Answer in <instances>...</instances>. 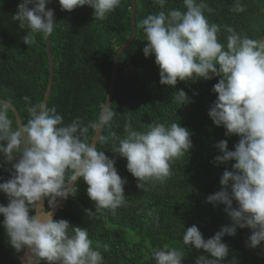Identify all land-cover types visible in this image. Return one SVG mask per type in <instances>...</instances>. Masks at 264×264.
<instances>
[{
    "label": "clouds",
    "instance_id": "clouds-1",
    "mask_svg": "<svg viewBox=\"0 0 264 264\" xmlns=\"http://www.w3.org/2000/svg\"><path fill=\"white\" fill-rule=\"evenodd\" d=\"M154 2L161 10L142 18L138 27L148 42L143 48L145 57L155 56L161 85L175 88L178 81L220 77L213 85L212 91L218 95L208 115L216 126L226 129L225 135L240 137L235 150L228 149L227 140L216 145L223 154L215 161L235 163L232 171L223 172L221 190L207 197L208 202L226 206L231 224L222 226L207 240L195 225L184 229L182 236L184 245L210 254L211 258L197 257L195 264H222L229 252L222 237L234 236L237 228L252 230L249 247L264 242V42L226 26L229 35L226 43H221V27L209 22L205 12L212 9L204 0H183L184 10L167 11V0ZM49 3L51 0H23L12 17L20 22L21 29H28L23 37L28 46L33 35L48 36L54 30V10L46 7ZM59 4L69 12L87 5L94 10L95 20H103L121 6L122 0H59ZM244 10V5L235 0L232 11ZM174 93L175 103L182 106L189 102L182 89ZM108 109L101 112L100 124H110L115 115ZM11 110L9 104L0 103V154L14 169L11 178L0 183V192L8 198L6 206L0 204V215L11 246L17 252L29 249L30 264L33 257L35 264H102L104 257L92 246L87 228L56 220L48 209L39 211V202L47 199L51 209L58 198L74 196V182L80 178L95 203V213L86 210V215L96 219L105 210L115 215L127 203L126 179L121 178L115 161L105 151L88 142L89 126L79 118L65 124L54 106L29 103L27 122L13 128ZM90 126L96 128L98 124ZM124 131L122 138L111 133L112 152L126 158L127 170L143 191L149 182L164 183L171 175V162L192 147L190 131L176 122H153L144 130H134L127 124ZM107 139L100 138V142ZM17 155L19 159L14 162ZM183 258L180 251L167 246L152 253L154 264H182Z\"/></svg>",
    "mask_w": 264,
    "mask_h": 264
},
{
    "label": "trees",
    "instance_id": "trees-1",
    "mask_svg": "<svg viewBox=\"0 0 264 264\" xmlns=\"http://www.w3.org/2000/svg\"><path fill=\"white\" fill-rule=\"evenodd\" d=\"M22 2L0 0V99L13 104L25 124L29 118L26 106L44 98L49 62L45 36L33 35L28 46L23 42L28 29H21L20 22L12 19ZM135 2L136 36L119 57L110 106L115 115L102 130L101 138L107 137V142L99 140L96 145L98 151H105L115 161L118 174L127 181L126 206L117 209L115 215L105 210L98 218L90 219L86 210L95 213V203L87 195V184L79 178L74 185L76 194L68 197L54 219L87 228L92 246L104 257L102 264H154L153 251L165 246L183 254L182 264H195L201 255L211 257L203 249L183 244L184 229L195 225L207 240L222 226L231 224L224 210L226 206L208 202L207 197L221 190L223 172L232 171L235 163L215 161L217 155L223 154L216 145L227 140L228 149L235 150L240 137L225 135L226 129L216 126L208 115L218 95L212 91L213 85L220 77L178 81L175 88L161 85L155 56L145 57L143 48L148 42L138 27L142 18L161 9L154 0ZM204 2L212 9L205 12L209 22L221 27L218 33L221 43H226L229 35L226 26L252 39L260 41L264 37V0H239L244 5L243 12L232 11L235 0ZM173 8L184 10L183 0H167L164 10ZM131 9L130 0H122L121 6L103 20H95L94 10L87 5L69 12L62 10L56 0L53 7L56 25L50 35V48L54 75L47 106H54L65 124L79 118L84 126H89V143L96 131L90 125L98 124L105 103L114 55L132 35ZM181 89L189 98L182 106L172 99L174 92ZM24 97L29 100L26 102ZM9 118L13 128L17 127L12 110ZM153 122L180 123L190 131L192 147L182 158L171 162V175L164 183L149 182L143 191L127 170L126 158L112 152L111 133L122 138L125 125L144 130ZM18 159L17 155L14 162ZM13 171L12 163L0 154V183L10 179ZM44 200L45 209L49 210L48 201ZM7 203L6 194L0 192V204ZM236 206L233 201V207ZM251 233L249 228H237L234 236L222 237L229 248L222 264L232 260L236 264H264V242L256 248L249 247ZM23 252L11 246L0 215V264H19Z\"/></svg>",
    "mask_w": 264,
    "mask_h": 264
},
{
    "label": "water",
    "instance_id": "water-1",
    "mask_svg": "<svg viewBox=\"0 0 264 264\" xmlns=\"http://www.w3.org/2000/svg\"><path fill=\"white\" fill-rule=\"evenodd\" d=\"M130 2L132 4V9H131L132 35L116 51V53L114 55L113 62H112V68H111V76H110L109 86H108V90L106 93V99H105V103H104L102 111L109 110L108 107L110 108V106H111V102H112V98H113V94H114V89H115V83H116V79H117V66H118L119 57H120L121 53L127 47H129L131 45L132 41L134 40V38L136 36L135 15L137 12V3L135 2V0H130ZM55 3H56V0H51V3L48 4V8L53 9V7L55 6ZM50 35L45 36L46 51H47L48 62H49V76H48V85H47V88L45 90L44 98H43L42 102L45 103L46 105H47L49 97H50V93H51V89H52V85H53V75H54L53 59H52L51 48H50ZM0 103L9 104L11 106L12 112L16 118V121H17V126H20V125L22 126L23 125L22 119L20 117L19 112L15 108V106L13 104H11L9 101L3 100V99H0ZM104 125L105 124H100L98 122V127H96V131L94 132V135H93L92 140L90 142V143H93L94 146L97 145V143L99 142V140L101 138V134H102V130H103ZM76 182H74V185L76 184ZM67 199L58 198L55 207L49 209L52 212L53 218L55 217L57 211L62 208L63 204L65 203V201ZM38 210L39 211L45 210V200L44 199H42V201L39 202V209ZM30 255H31L30 250L27 248L24 249V252H23L22 256L20 257L19 264H30V262L28 261V257ZM32 259H33V264H35V257H33Z\"/></svg>",
    "mask_w": 264,
    "mask_h": 264
},
{
    "label": "rangeland",
    "instance_id": "rangeland-1",
    "mask_svg": "<svg viewBox=\"0 0 264 264\" xmlns=\"http://www.w3.org/2000/svg\"><path fill=\"white\" fill-rule=\"evenodd\" d=\"M261 42H264V37L260 40Z\"/></svg>",
    "mask_w": 264,
    "mask_h": 264
}]
</instances>
